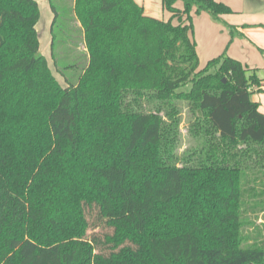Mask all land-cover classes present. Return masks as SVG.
I'll return each mask as SVG.
<instances>
[{
  "label": "trees",
  "instance_id": "16d2710c",
  "mask_svg": "<svg viewBox=\"0 0 264 264\" xmlns=\"http://www.w3.org/2000/svg\"><path fill=\"white\" fill-rule=\"evenodd\" d=\"M70 1L48 0L63 87L37 2L0 0V264H264V216L247 238L242 221L251 199L264 211L260 80L225 53L199 70L192 39V11L232 35L231 8L161 0L159 20L134 0ZM179 102L199 144L181 156Z\"/></svg>",
  "mask_w": 264,
  "mask_h": 264
},
{
  "label": "rangeland",
  "instance_id": "374dc122",
  "mask_svg": "<svg viewBox=\"0 0 264 264\" xmlns=\"http://www.w3.org/2000/svg\"><path fill=\"white\" fill-rule=\"evenodd\" d=\"M38 5V10L40 12V18L37 22L36 25V32H37V37L39 41V52L40 54L44 57L45 61L47 62L52 74L54 77L57 79L60 85L63 87L65 86L63 78L55 71L52 60L50 57V41H51V35H50V24L53 18L52 12L49 7V2L48 0H35ZM53 0V3L57 7H62L63 4L66 6V2L68 5H71L70 0ZM218 1V0H216ZM138 4H140L143 8L144 13H147L149 15L157 16V17H163V18H168L169 13L165 11L162 8L161 0H136ZM218 2H224L222 0H219ZM177 6L181 8V4L178 3ZM204 14H199L196 15L193 11L190 13L191 16V22H192V37L195 40L196 44L197 40L199 42V45H201V52L204 50L206 51L209 47L210 41L215 40L219 37L220 31H217L216 29L213 30L211 33L212 29L209 27L211 25H207L205 20H204ZM238 15V13L236 14ZM209 22L214 23V25H222L221 22L219 21H212L209 20ZM212 27V26H211ZM224 26L220 29H224ZM225 31V29H224ZM215 37V39H214ZM232 38L229 37L228 42H226L227 46H230ZM225 44V46H226ZM203 54V53H202ZM209 55V54H208ZM214 56V55H211ZM214 57H208V59H211ZM207 62V61H206ZM206 62L200 63L199 70L204 68L206 65ZM210 73L215 72V69H210ZM256 85H253L251 87L252 91H257L261 87V82L258 81ZM190 84L186 85L185 87L181 88V91H188L190 89ZM177 106L180 109V118H181V123H180V144H179V150H178V155L181 156L185 151H193L195 149H198L199 144L194 140L188 137V125H189V120H190V114L188 112V108L186 103L184 102H179ZM260 189V188H258ZM257 199H251L246 202L243 215H242V221L244 222V227H243V236L247 238V236L252 235L254 236L253 232L258 228L260 229L262 226V221H263V216H264V211H262L261 207L254 206L255 202ZM89 222L94 225L95 222V217L93 215H87ZM111 230L107 228H103L102 226L99 227H93L91 226L88 231L87 235L92 236V235H97L99 236L98 238L103 239V235L105 233H110ZM249 242V241H248ZM247 242V243H248ZM246 243V244H247ZM250 243V242H249Z\"/></svg>",
  "mask_w": 264,
  "mask_h": 264
},
{
  "label": "crops",
  "instance_id": "0c3cea01",
  "mask_svg": "<svg viewBox=\"0 0 264 264\" xmlns=\"http://www.w3.org/2000/svg\"><path fill=\"white\" fill-rule=\"evenodd\" d=\"M134 1L136 2V0ZM222 1L233 11L232 14L222 17L223 22L234 27L233 34L230 35L225 25H214V23L209 22V20H214L207 13H202L204 14L206 24L212 26H209L212 29L211 33L216 29L220 31V35L217 39L214 37L215 40H211L208 49L203 52H201L202 46L199 45L198 40V44H196L192 37L196 46L199 65L213 59L207 60L208 57L216 58L225 53L228 57L236 59L242 65L254 69L256 77L261 82V87L259 90L253 92L251 100L258 104V110L264 114V0ZM237 13L238 15H236ZM144 14L159 20H167L170 17V14L168 18ZM222 26H224L225 31L224 29H220ZM229 37L232 40L230 46H227L226 42H228Z\"/></svg>",
  "mask_w": 264,
  "mask_h": 264
}]
</instances>
